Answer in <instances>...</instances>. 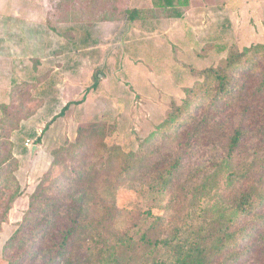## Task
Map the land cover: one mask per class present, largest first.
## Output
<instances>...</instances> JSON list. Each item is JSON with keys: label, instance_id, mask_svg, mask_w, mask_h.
<instances>
[{"label": "trees", "instance_id": "trees-1", "mask_svg": "<svg viewBox=\"0 0 264 264\" xmlns=\"http://www.w3.org/2000/svg\"><path fill=\"white\" fill-rule=\"evenodd\" d=\"M76 1L83 21L114 23L122 18L123 24L157 16L181 19L190 2L149 0L144 7L119 9L117 17L115 0ZM47 13L44 22L55 31ZM84 24L83 41L91 36L87 32L92 27ZM45 49H35L38 55L31 60L35 73ZM100 74L95 68L87 92L98 90ZM46 76L43 72L30 80L11 78L7 100L0 101V234L27 182L19 168L29 158L30 147L20 145V138L12 142L11 136L43 105L44 97L33 92ZM189 92L194 98L177 111H168L135 151L106 145L96 133L82 134L81 128L73 141L64 138V144L50 148L51 159L1 246L3 260L7 264H121L128 253L144 246L165 252L152 258L151 264H264V43L227 50L216 65L198 71ZM83 99L66 101L40 134L28 132L32 144L38 146L52 121ZM156 137L174 142L175 149L156 147L147 152L145 144ZM215 144L223 148L215 166L224 165L228 171L225 188L212 209L202 206L198 196L192 212L174 219L170 228L162 216H153L135 235L117 226L128 211L114 200L117 188L147 178L151 190L172 194L182 169ZM236 156L239 162L232 166ZM135 218L131 210L132 226Z\"/></svg>", "mask_w": 264, "mask_h": 264}, {"label": "rangeland", "instance_id": "rangeland-1", "mask_svg": "<svg viewBox=\"0 0 264 264\" xmlns=\"http://www.w3.org/2000/svg\"><path fill=\"white\" fill-rule=\"evenodd\" d=\"M74 4L78 5L76 0H0V101L7 100L11 78L30 80L43 72L47 76L33 93L44 97V110L51 107L58 111L60 100L84 97L82 102L66 110L60 125L51 133H42L45 134L43 150L37 160L33 159L35 167L31 171L23 169L27 175L24 195L16 201L3 226L0 250L27 206L28 192L33 190L51 159L50 145L62 132L66 141H73L77 129L81 128L82 134L96 133L106 145L117 144L125 151H135L152 135L156 124L168 111H177L194 98L189 89L198 80L200 69L216 65L227 50L264 43V0H231L229 3L190 0L181 19L157 16L123 24V19L119 18L114 22L118 29L113 22L104 19L101 22L81 20L84 14L80 17V10ZM112 4L117 17L119 9L134 5L129 0H115ZM136 5L147 6L144 0ZM97 7L98 3L91 6L92 10ZM47 11L55 31L44 22ZM85 14L88 15L87 10ZM86 18L90 19L89 15ZM84 22L92 26V35L85 41ZM69 32L73 37L67 35ZM219 45L226 49L218 50ZM37 46L46 49L42 53V66L35 73L31 60L38 55ZM95 68L102 73L101 83L98 90L87 92ZM37 118L30 121L32 127L24 122L27 129L16 132L20 145L30 137L28 128H36L41 133L51 119L40 118L39 114ZM65 139L60 138L58 146L64 144ZM218 144L190 160L182 169L172 194L151 190L147 178L117 188L113 192L114 200L128 210L117 226L130 233L132 230L135 235L153 216H162L166 227L170 228L174 219L192 212L198 196H201L202 206L212 209L225 188L228 171L224 165L215 166L223 154ZM145 146L147 152L156 147L175 149L174 142L157 137ZM235 158L232 166L239 162V157ZM131 210L136 212L133 226ZM147 212L152 216L148 217ZM164 254L162 249L139 246L136 252L128 253L121 264H151L152 258ZM0 264H7L1 252Z\"/></svg>", "mask_w": 264, "mask_h": 264}, {"label": "crops", "instance_id": "crops-1", "mask_svg": "<svg viewBox=\"0 0 264 264\" xmlns=\"http://www.w3.org/2000/svg\"><path fill=\"white\" fill-rule=\"evenodd\" d=\"M131 3H133L134 5H136L137 4V2H139V1H142V0H129ZM144 2H146V5H148V3H149V0H144ZM229 2H231V0H229ZM228 2V0H225V3H229ZM137 6V5H136ZM139 6V5H138ZM11 17H14L13 15L11 16ZM98 17V16H97ZM112 18V17H111ZM90 34V35H92V33L91 32H87V34ZM42 60H43V58H41V63H40V65L38 66V68H40V66H42ZM56 93V92H55ZM54 99H58V98H56V97H54ZM45 99H44V102H43V105L37 110V112L34 114V115H32L29 119H27V120H25V121H22L21 122V126H20V128H21V130H25V129H27V128H24L25 126V124H24V122L26 123V125L28 124L30 127H32V125L33 124H30V121L32 122V121H34L35 119H38L37 118V116H38V114L40 115V118L41 117H46V119L48 118V119H50L52 116H54V115H56L58 112H59V110L57 111V109L56 110H54L53 108H51V107H49V108H46L45 110H44V107H45ZM58 103H60V107H62L63 105H64V100L62 99V100H60V102H58ZM42 110H44L43 112H41ZM41 112V113H40ZM63 120V117L62 116H60V117H57L56 119H55V121H53L50 125H49V127H48V129L47 130H45V134L46 133H48V132H52L51 130H54V128L55 127H57V125L59 126L60 124V122ZM48 121V120H47ZM29 130H28V132L29 133H32V132H36V134H40V133H38L37 132V129L36 128H28ZM57 133H59V132H57ZM45 134H42V138H41V143L37 146V150H35L34 151V153H31V151H30V148H29V158L28 159H24L22 162H21V165H20V168H19V171L20 172H22L23 173V169H24V167H26L27 168V172H29V171H31V169H33V167H35L34 165V163L32 162L33 161V159L35 160V158H36V160H37V158H38V155H39V153L43 150V146H44V142H45ZM57 136H59V135H57ZM60 138H62V139H64L65 138V136H64V133L62 132V134H61V136H59ZM58 137V138H59ZM26 138H29L31 141L33 140V138H30V137H26ZM60 138L57 140V141H53L52 142V144L50 145V147L49 148H52L54 145H56V144H59V142H60ZM11 140H12V142H15V143H17L18 141L17 140H19V137H18V135L16 134V133H13L12 134V136H11ZM23 145H24V143H23ZM32 145H34V144H31V146ZM35 152H36V154H35ZM34 156V158L33 159H31L32 157ZM49 161V160H48ZM29 193V192H28ZM19 199V198H18ZM17 199V200H18ZM16 200V201H17ZM16 201L14 202V204H13V206L16 204ZM12 210V209H11Z\"/></svg>", "mask_w": 264, "mask_h": 264}, {"label": "built area", "instance_id": "built-area-1", "mask_svg": "<svg viewBox=\"0 0 264 264\" xmlns=\"http://www.w3.org/2000/svg\"><path fill=\"white\" fill-rule=\"evenodd\" d=\"M23 143H24V146L30 147L32 144V141L29 138H26Z\"/></svg>", "mask_w": 264, "mask_h": 264}, {"label": "water", "instance_id": "water-1", "mask_svg": "<svg viewBox=\"0 0 264 264\" xmlns=\"http://www.w3.org/2000/svg\"><path fill=\"white\" fill-rule=\"evenodd\" d=\"M35 150H37V146L36 145L30 146L31 153H34Z\"/></svg>", "mask_w": 264, "mask_h": 264}]
</instances>
